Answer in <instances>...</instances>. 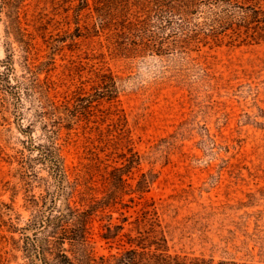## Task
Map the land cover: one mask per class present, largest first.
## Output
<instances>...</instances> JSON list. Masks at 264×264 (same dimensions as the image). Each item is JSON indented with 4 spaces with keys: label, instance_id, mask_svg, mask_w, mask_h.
Segmentation results:
<instances>
[{
    "label": "rangeland",
    "instance_id": "1",
    "mask_svg": "<svg viewBox=\"0 0 264 264\" xmlns=\"http://www.w3.org/2000/svg\"><path fill=\"white\" fill-rule=\"evenodd\" d=\"M0 2V264L65 196L90 264H264V0Z\"/></svg>",
    "mask_w": 264,
    "mask_h": 264
},
{
    "label": "trees",
    "instance_id": "2",
    "mask_svg": "<svg viewBox=\"0 0 264 264\" xmlns=\"http://www.w3.org/2000/svg\"><path fill=\"white\" fill-rule=\"evenodd\" d=\"M43 148L46 158L51 162L52 171L55 170L61 179L65 178L70 186L54 140L50 139L49 145ZM86 212L72 207L68 196L64 197L60 205L54 201L45 205L27 224V227L34 228L33 236H26L24 243L30 264H90L89 255L82 247L86 242ZM65 242L69 243V247H65ZM141 258L144 261L139 264H192L186 255L165 251H152L144 255L135 247L126 249L117 257V264H138Z\"/></svg>",
    "mask_w": 264,
    "mask_h": 264
}]
</instances>
